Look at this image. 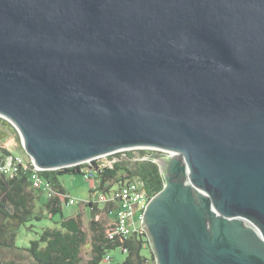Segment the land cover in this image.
<instances>
[{"label": "water", "instance_id": "water-1", "mask_svg": "<svg viewBox=\"0 0 264 264\" xmlns=\"http://www.w3.org/2000/svg\"><path fill=\"white\" fill-rule=\"evenodd\" d=\"M0 117L43 170L174 151L157 263L264 264V0H0Z\"/></svg>", "mask_w": 264, "mask_h": 264}, {"label": "trees", "instance_id": "trees-1", "mask_svg": "<svg viewBox=\"0 0 264 264\" xmlns=\"http://www.w3.org/2000/svg\"><path fill=\"white\" fill-rule=\"evenodd\" d=\"M0 123L13 128L11 122L0 117ZM3 137L6 133L2 134ZM8 155H17L6 148H0V163ZM159 154H153L145 162L128 164L121 161L113 165H104L101 160H93L91 165L81 163L69 167L41 170L40 175L50 183L55 194L48 196L43 189L33 186L30 167H23L13 176H0V247L11 251L8 262L16 264H100L108 259L112 264L113 257L109 251L121 248L126 254L120 264H158L149 233L146 231L134 232L124 236L115 231V204L89 200V219L85 222L83 211L76 215L65 216L63 203L69 198V193L61 182L62 175L85 174L91 168L90 178H96L99 183L91 190L98 191L103 196L122 188L133 178L139 177L145 183L149 195L154 196L164 186V176L155 160ZM44 200L45 211L52 218L60 215L54 226L43 228L37 238L31 239L29 246L20 247L16 244L21 225L31 220H41V211H37V204ZM43 212V211H42ZM109 218V219H108ZM90 245V253L84 258L83 248ZM109 257V258H108ZM2 259H0V262ZM6 263L7 261H3Z\"/></svg>", "mask_w": 264, "mask_h": 264}, {"label": "built area", "instance_id": "built-area-1", "mask_svg": "<svg viewBox=\"0 0 264 264\" xmlns=\"http://www.w3.org/2000/svg\"><path fill=\"white\" fill-rule=\"evenodd\" d=\"M153 153L175 155L174 151L161 148L131 147L110 152L82 163L91 165L92 161L97 159L103 162V166L113 165L121 161L127 162L128 164H136L150 160V155ZM23 167H30L31 180L34 187L43 189L48 196L55 194L52 185L47 183L40 175V171L43 169L38 168L30 156L29 158L19 154L6 156L3 162L0 163V176H13ZM85 170L84 177L90 178L91 168ZM152 197L147 192L144 181L136 177L127 182L122 188L113 191L110 195H101L100 201L115 204L114 229L117 233L128 236L134 232L146 231L142 225V218ZM66 203L74 204L76 200L72 196H69Z\"/></svg>", "mask_w": 264, "mask_h": 264}, {"label": "rangeland", "instance_id": "rangeland-1", "mask_svg": "<svg viewBox=\"0 0 264 264\" xmlns=\"http://www.w3.org/2000/svg\"><path fill=\"white\" fill-rule=\"evenodd\" d=\"M10 126L4 125L0 123V148H6L12 153L23 155L29 158L28 153L26 152L20 138V134L16 127L13 125V128H9ZM6 133V136L3 137L2 134ZM135 164H132V166ZM61 182L66 187L70 196H72L76 203L67 204L63 203V214L65 216L76 215L79 211H83V215L85 218V222H88L90 206L87 204L89 200H93L94 202H98L101 200V194L96 192H91V190L99 183L96 178H85L83 174L70 175L65 174L60 178ZM46 196H43V199L37 204V211H41L42 219L41 220H31L25 225H21L16 244L20 247L29 246L31 239L37 238L43 228L47 226H54L55 221L60 219V215L53 216L52 218L45 211L44 200ZM103 202H99V205L102 206ZM43 211V212H42ZM40 213V212H39ZM109 219V218H108ZM110 222L114 221V216L111 215ZM11 251H6L0 247V259L2 261L0 264H16L8 262L9 257H11ZM90 253V245H86L83 248L84 258L87 259ZM111 257H113L114 264H120L125 259L126 254L122 252L121 248H116L108 253ZM7 261L4 263L3 261ZM100 264H112L108 261V259L103 260Z\"/></svg>", "mask_w": 264, "mask_h": 264}, {"label": "crops", "instance_id": "crops-1", "mask_svg": "<svg viewBox=\"0 0 264 264\" xmlns=\"http://www.w3.org/2000/svg\"><path fill=\"white\" fill-rule=\"evenodd\" d=\"M98 202H101V201H98ZM102 204H103L102 206H100V205H99V206H100V207H103V206L105 205V203H104V202H103Z\"/></svg>", "mask_w": 264, "mask_h": 264}, {"label": "flooded vegetation", "instance_id": "flooded-vegetation-1", "mask_svg": "<svg viewBox=\"0 0 264 264\" xmlns=\"http://www.w3.org/2000/svg\"><path fill=\"white\" fill-rule=\"evenodd\" d=\"M165 162H167L166 160H164Z\"/></svg>", "mask_w": 264, "mask_h": 264}]
</instances>
